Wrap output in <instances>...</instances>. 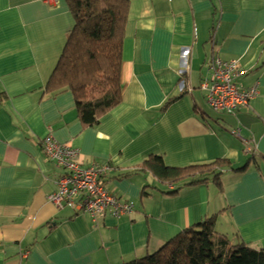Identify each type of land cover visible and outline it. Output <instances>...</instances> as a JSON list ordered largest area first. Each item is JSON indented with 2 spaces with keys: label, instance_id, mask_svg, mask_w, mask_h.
<instances>
[{
  "label": "crops",
  "instance_id": "obj_1",
  "mask_svg": "<svg viewBox=\"0 0 264 264\" xmlns=\"http://www.w3.org/2000/svg\"><path fill=\"white\" fill-rule=\"evenodd\" d=\"M128 1L122 102L85 126L74 93L50 87L75 26L67 1L0 0V264H123L215 214L219 235L264 249V0ZM213 59L236 60L239 91L257 89L235 114L207 101ZM47 138L78 149L82 168L109 164L107 190L134 211L93 217L51 202L64 171ZM153 155L174 168L218 159L248 168L225 172L223 193L144 195L157 184L139 172Z\"/></svg>",
  "mask_w": 264,
  "mask_h": 264
},
{
  "label": "trees",
  "instance_id": "obj_2",
  "mask_svg": "<svg viewBox=\"0 0 264 264\" xmlns=\"http://www.w3.org/2000/svg\"><path fill=\"white\" fill-rule=\"evenodd\" d=\"M66 1L75 26L52 75L50 87L54 91H72L83 124L96 126L100 118L120 105L123 99L120 68L130 3L128 0ZM181 79L186 80V75ZM183 89H186L183 93L189 91L188 85ZM108 167L101 177L105 186L107 173L111 170L109 164ZM247 168L248 165L234 169L227 159L174 168L169 167L161 156L153 155L141 164L139 172H150L157 180L155 186L145 187L144 195L150 189L174 196L184 188L202 185H215L223 193L224 173L242 172ZM217 216L212 215L183 230L157 251L123 264H264V249L241 241L235 243L216 232Z\"/></svg>",
  "mask_w": 264,
  "mask_h": 264
},
{
  "label": "built area",
  "instance_id": "obj_3",
  "mask_svg": "<svg viewBox=\"0 0 264 264\" xmlns=\"http://www.w3.org/2000/svg\"><path fill=\"white\" fill-rule=\"evenodd\" d=\"M49 1L46 0V2ZM186 50L184 55L189 54ZM210 63L214 74L208 86L207 101L212 109L235 114L243 107L249 106L250 101L257 94V89L239 91L236 84L237 61L213 59ZM179 74L186 75V67L181 68ZM181 88H184V83L181 84ZM233 133L239 136L238 131ZM245 143L250 153L256 152V148L251 146L247 140ZM43 146L50 159L64 171L61 176L57 177L55 181L57 190L50 197V201L57 207L68 206L93 217H104L108 212L115 217H120L130 215L134 211L133 202H122L107 190L101 177L109 169L108 165L92 164L88 168H82L78 164L79 150L59 144L52 138H47Z\"/></svg>",
  "mask_w": 264,
  "mask_h": 264
},
{
  "label": "rangeland",
  "instance_id": "obj_4",
  "mask_svg": "<svg viewBox=\"0 0 264 264\" xmlns=\"http://www.w3.org/2000/svg\"><path fill=\"white\" fill-rule=\"evenodd\" d=\"M213 112V111H212ZM214 113V112H213ZM214 114H216V113H214ZM234 169H237V168H235V167H233ZM236 173V172H235Z\"/></svg>",
  "mask_w": 264,
  "mask_h": 264
}]
</instances>
